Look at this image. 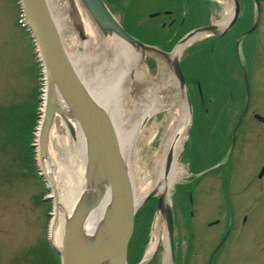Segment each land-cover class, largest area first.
I'll use <instances>...</instances> for the list:
<instances>
[{"label": "rangeland", "instance_id": "rangeland-1", "mask_svg": "<svg viewBox=\"0 0 264 264\" xmlns=\"http://www.w3.org/2000/svg\"><path fill=\"white\" fill-rule=\"evenodd\" d=\"M104 2L126 32L150 47L169 54L185 36L175 35L173 30L168 32V28H163L162 23L168 21L160 13L167 7L164 0H104ZM18 4L17 0H0V264H61L59 256L48 242L54 200L48 199L53 197V194L50 184L42 176L44 173L38 161L40 156L38 138L36 139L42 122V115L39 113L44 112L42 99L45 82L36 62L31 37L26 31L27 28L22 27ZM154 13L160 15L149 18ZM204 22L203 17L195 16L183 26V29H190ZM62 36L68 52H76L81 56L78 63L80 75L85 82L93 84L94 90L101 94L103 99L108 100L106 101L109 102L119 122L123 119L131 121L138 113L142 104L140 97L142 93L147 92L145 89L150 85L166 84L171 90L176 92L179 90L167 61L145 52L141 59L146 72L145 80L143 82L130 80V91L127 95L121 92L119 97L110 89L111 71L107 66L109 61L104 60L109 56V48L90 47L86 56L81 46L70 41L81 40L75 26L73 33ZM202 40L200 38L193 42L180 56V65L191 94L192 120L184 148L177 161L184 176L171 189L168 198L170 206L174 207L177 213L176 240L180 238L182 240V236L185 235L182 217L179 214L182 207L180 187L191 177L189 168L195 172L202 167L210 166L217 160L221 148L223 152L227 150L228 140L242 107L239 103L223 104L211 101L213 59L208 47L201 48L199 42ZM221 59L224 60L223 55ZM122 62L120 58L115 59L114 66ZM224 62L217 63L220 69L223 68ZM201 73L205 79L204 103L198 102L195 86ZM156 92L157 90L153 91ZM161 93L159 91L158 95ZM59 118L57 116L54 122L57 123L60 136L57 139L60 140L49 139L48 152L64 145L67 142L65 140L72 139L67 126ZM170 122V111L166 109L149 118L144 132L127 156L133 168L149 165ZM55 128L53 123L51 130ZM260 128L264 129V126L255 125L252 120L246 119L239 129L232 158L238 156L236 151L245 144L246 138L247 142L240 158V168L233 181L234 189L243 181L252 179L258 181L259 167L264 160V144L259 140V133L263 131L259 130ZM248 129H254L256 133L249 134ZM210 179L211 175L206 176L197 188L201 193L208 189L206 195L202 196V202L196 205L199 225L202 223L203 214L211 213L210 210L215 209L214 204L206 205L203 202L212 200ZM140 209L135 216L129 251L130 261L141 260L148 244L156 237L158 231L160 240L157 252L144 264H148L154 256L155 259L149 264H165L164 260L168 254L167 233L164 218L156 208V199H151Z\"/></svg>", "mask_w": 264, "mask_h": 264}, {"label": "flooded vegetation", "instance_id": "flooded-vegetation-1", "mask_svg": "<svg viewBox=\"0 0 264 264\" xmlns=\"http://www.w3.org/2000/svg\"><path fill=\"white\" fill-rule=\"evenodd\" d=\"M164 1L167 7L160 13L168 20L162 23L163 28L169 29L168 32L173 30L175 35H186L199 28L212 27L210 31L198 34L204 35L199 44L201 48L210 49L213 59L211 101L242 104L239 119L247 102L248 88V108L241 125L250 119L255 125L264 126L263 122L256 119V116L264 117V0ZM160 13H154L152 15L155 16L150 15L149 18L158 17ZM195 16L203 17L205 22L184 30L183 26ZM222 55L224 60L221 59ZM220 61H225L221 69L217 65ZM203 77L201 73L195 83L199 103H204L206 99ZM240 127L236 131L233 146L235 127L228 140L229 147L225 152L222 148L219 150L215 162L195 172L189 168L191 177L180 187L182 207L179 214L185 231L182 240L175 239L177 213L171 207L174 254L170 264H264V160L259 167L258 181H243L237 189L233 188L247 142L246 138L245 144L236 151L238 156L232 158ZM262 131L259 140L264 144V129ZM248 133L256 132L248 129ZM208 175H211L212 181L209 183L212 200L203 202L206 205L214 204L215 209H211V213L205 212L199 225L196 205L202 202V196L206 195L208 189L206 193H201L197 188ZM223 205L225 208H222Z\"/></svg>", "mask_w": 264, "mask_h": 264}, {"label": "water", "instance_id": "water-1", "mask_svg": "<svg viewBox=\"0 0 264 264\" xmlns=\"http://www.w3.org/2000/svg\"><path fill=\"white\" fill-rule=\"evenodd\" d=\"M95 24L105 36H115L134 50L154 51L165 58L170 54L150 47L130 35L110 12L104 0H80ZM25 16L27 32L37 49L36 55L40 67L44 70L46 83L45 106L42 122L38 130V149L40 158L48 154V142L55 118L70 119L80 128L86 141L87 164L85 169L87 189L79 197L73 213L66 220L62 247L56 248L49 240L51 249L59 256L61 264H127V251L131 241L135 216L138 210L151 199H156V208L163 216L167 233V252L170 259L174 254L173 213L164 196L149 195L136 206L128 172V163L122 152L117 127L114 125V113L108 112L88 91L80 72L71 62L63 45L61 34L52 18L47 0H18ZM155 16V15H151ZM80 39H86L82 27L75 25ZM212 27H203L186 34L179 43H186L201 32ZM167 61V60H166ZM177 88L183 92L184 105L192 120V104L186 79L180 65V58L168 60ZM247 102L236 123L240 127L248 108L249 90L246 89ZM113 114V115H112ZM264 123V117L256 116ZM149 120V119H148ZM147 120V121H148ZM147 121L143 123L145 126ZM190 127V125H189ZM67 128L74 137V129ZM190 129L188 128V133ZM187 133V134H188ZM172 163L169 154L166 160V172ZM263 174V170L260 176ZM52 186V176L42 175ZM109 191V204L93 232L87 229L89 214L102 201V191ZM54 199L55 192L52 193ZM141 261L140 264L142 263Z\"/></svg>", "mask_w": 264, "mask_h": 264}, {"label": "bare ground", "instance_id": "bare-ground-1", "mask_svg": "<svg viewBox=\"0 0 264 264\" xmlns=\"http://www.w3.org/2000/svg\"><path fill=\"white\" fill-rule=\"evenodd\" d=\"M52 18L61 34V39L66 52L76 67L79 69V56L76 52H68L65 46V40L62 35L66 33H73V27L79 24L86 37L85 40L73 41L84 49V55L87 54L89 48L103 49L109 48V56L104 60H108L107 66L111 71L110 89L118 95L123 92L125 95L130 91L129 82H143L146 74L144 64L142 63V55L145 52L154 54L160 60H172L180 58L183 51L196 40L204 37V35H196L186 43H178L173 51L165 58L154 51L134 50L126 43L119 40L115 36H105L101 33L98 26L95 24L87 10L84 8L80 0H47ZM90 55V54H88ZM87 56V55H86ZM123 57V58H122ZM115 59H122V63L114 66ZM117 63H115L116 65ZM108 78V74L106 76ZM86 81V80H85ZM90 94L110 113L112 109L109 106L107 99H103L102 95L94 90L93 84L84 82ZM171 88V87H170ZM166 84L150 85L146 88L144 94L141 95V106L138 113L130 120L123 119L120 122L114 117L115 126L117 127L118 137L120 138L122 152L129 163L128 172L133 189V197L136 206H141L143 201L149 196H164L165 201L169 203V195L171 189L177 184L184 173L178 167L177 161L184 148L188 128L190 125V113L184 105L183 92L181 90H171ZM153 89V90H152ZM150 90V92H149ZM156 93H153V91ZM165 90V91H164ZM161 91V95L158 92ZM46 92V84L43 90V109ZM114 93V94H115ZM116 95V94H115ZM120 97V95H119ZM107 98V97H106ZM107 100V101H106ZM170 111V124L165 129L163 136L156 153L152 156L149 165L132 167L128 161V154L132 151L133 145L144 132L143 123L151 116L156 115L163 110ZM112 113V112H111ZM64 125L70 124L74 129V137L67 141L64 145H60L54 150H50L47 156L42 159L39 158V165L46 176H52L53 184L50 187L51 192H55L54 196V212L49 224V241L56 247H62L64 227L66 220L71 216L77 200L86 191V175L85 169L87 164L86 155V141L83 133L78 125L71 122L70 119L59 118ZM57 121V120H56ZM55 130L49 135V139L59 136L57 123ZM38 136L36 135V139ZM172 156L171 166L166 172V160L168 155ZM50 184V183H49ZM102 201L97 208H95L87 218V229L93 232L97 224L101 221L106 208L109 204V191H102ZM154 237L148 244L144 256L143 263H146L156 252L159 247L158 241L160 235L156 231ZM165 237V234L163 235ZM165 264H170V258L167 254L164 260Z\"/></svg>", "mask_w": 264, "mask_h": 264}, {"label": "trees", "instance_id": "trees-1", "mask_svg": "<svg viewBox=\"0 0 264 264\" xmlns=\"http://www.w3.org/2000/svg\"><path fill=\"white\" fill-rule=\"evenodd\" d=\"M162 48V47H161ZM165 50H167L166 48H165ZM191 95V94H190ZM193 102V101H192ZM144 208V207H143ZM142 208V209H143ZM142 209H140V211L139 212H141V210ZM129 251H130V244H129V248H128V262H129V264H137L139 261L137 260V262L136 261H132V259H131V261H130V255H129ZM140 256H141V254H140Z\"/></svg>", "mask_w": 264, "mask_h": 264}]
</instances>
